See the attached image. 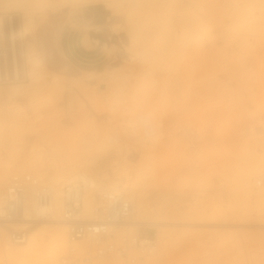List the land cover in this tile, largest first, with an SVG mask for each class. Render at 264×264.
Listing matches in <instances>:
<instances>
[{"label": "clouds", "instance_id": "1", "mask_svg": "<svg viewBox=\"0 0 264 264\" xmlns=\"http://www.w3.org/2000/svg\"><path fill=\"white\" fill-rule=\"evenodd\" d=\"M97 3L116 61L61 62L58 33ZM6 16L0 207L10 184L30 196L22 220L0 212V264H264V0H0Z\"/></svg>", "mask_w": 264, "mask_h": 264}, {"label": "crops", "instance_id": "2", "mask_svg": "<svg viewBox=\"0 0 264 264\" xmlns=\"http://www.w3.org/2000/svg\"><path fill=\"white\" fill-rule=\"evenodd\" d=\"M86 17L84 26L90 27L86 28V32L84 28L79 30L70 28L62 37V50L68 65L95 69L108 63L110 57H108L106 50L110 49L117 39L111 31V22L106 16H104L102 22L95 19L92 14L86 15ZM85 35L87 36V43L85 42ZM1 59L4 61L5 66H2ZM6 61L5 50L4 58H0V71H8Z\"/></svg>", "mask_w": 264, "mask_h": 264}, {"label": "built area", "instance_id": "3", "mask_svg": "<svg viewBox=\"0 0 264 264\" xmlns=\"http://www.w3.org/2000/svg\"><path fill=\"white\" fill-rule=\"evenodd\" d=\"M4 33V27L0 26V39L2 34ZM5 45L0 43V58H4L5 56ZM6 196L9 197L6 199V202L0 207V212L4 213V219L6 221H20L24 217L25 212V204L27 199L30 196V193L25 191L22 188L15 186L14 184L8 185L6 189ZM11 196H15V199H11ZM99 199V196L97 197ZM82 208H77V213L82 212ZM77 226L84 227L87 224L86 220H78L76 221ZM95 227H103L102 222H96Z\"/></svg>", "mask_w": 264, "mask_h": 264}, {"label": "rangeland", "instance_id": "4", "mask_svg": "<svg viewBox=\"0 0 264 264\" xmlns=\"http://www.w3.org/2000/svg\"><path fill=\"white\" fill-rule=\"evenodd\" d=\"M89 14L94 15V12L90 9L89 12L87 13V16ZM86 18H85V20H86ZM108 20H109V18H108ZM2 21H3V27H4V33H3L4 34V40L0 39V43L5 45V47H6V56H7L6 65L8 67V71H9L11 69V65H12V61H13L12 49L10 50V43L11 42H10V37H9L10 18L6 16V17L3 18ZM12 25H13V31H14L15 21L13 19H12ZM86 28L87 27L84 26V29H86ZM69 29L70 28H67V29H64L63 31L59 32L58 33V37H57V39H58L57 58L59 60H61V62H64V63H66V58L64 57L63 50H62V39H63L62 37L69 31ZM111 48H112V46H111ZM111 48L106 50V53H107L108 57H110V60L108 61V63L105 64L102 67H96L93 70L103 71L108 64L113 63V62L116 61L117 56L115 54L111 53V51H110ZM1 63H2V66H5V63H4V61L2 59H1Z\"/></svg>", "mask_w": 264, "mask_h": 264}, {"label": "bare ground", "instance_id": "5", "mask_svg": "<svg viewBox=\"0 0 264 264\" xmlns=\"http://www.w3.org/2000/svg\"><path fill=\"white\" fill-rule=\"evenodd\" d=\"M96 5H102V4L97 3ZM102 6H103V5H102ZM103 8H104V7H103ZM106 17L109 18V15H106ZM9 18H10L9 37H10V42H11L12 55H14V53H13V45H14V39H13V37H14V31H13V25H12V18H11V17H9ZM89 24H91V23H89ZM0 26H3V21H0ZM91 26H92V25H91ZM86 27L89 28L90 26H86ZM110 27H111V23H110ZM1 39L4 40V34H2ZM82 211H83V210H82Z\"/></svg>", "mask_w": 264, "mask_h": 264}, {"label": "water", "instance_id": "6", "mask_svg": "<svg viewBox=\"0 0 264 264\" xmlns=\"http://www.w3.org/2000/svg\"><path fill=\"white\" fill-rule=\"evenodd\" d=\"M91 10L94 12L95 19L101 20V22L103 21L104 16L108 15L102 5H95ZM99 15H101V17H99Z\"/></svg>", "mask_w": 264, "mask_h": 264}]
</instances>
